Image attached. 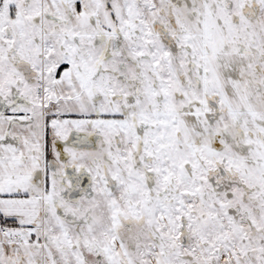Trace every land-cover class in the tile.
I'll use <instances>...</instances> for the list:
<instances>
[{"label":"snow or ice","instance_id":"1","mask_svg":"<svg viewBox=\"0 0 264 264\" xmlns=\"http://www.w3.org/2000/svg\"><path fill=\"white\" fill-rule=\"evenodd\" d=\"M0 264H264V0H0Z\"/></svg>","mask_w":264,"mask_h":264}]
</instances>
